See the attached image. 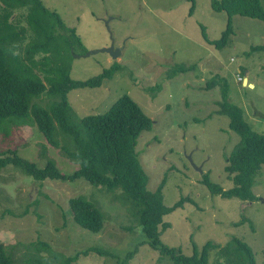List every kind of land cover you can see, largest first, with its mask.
Returning <instances> with one entry per match:
<instances>
[{
  "label": "rangeland",
  "instance_id": "rangeland-1",
  "mask_svg": "<svg viewBox=\"0 0 264 264\" xmlns=\"http://www.w3.org/2000/svg\"><path fill=\"white\" fill-rule=\"evenodd\" d=\"M42 1L67 27L75 29L82 43L71 50L72 79L84 80L114 62L120 64L112 79L101 86L67 93L75 115L103 113L127 94L153 122L149 130L140 133L135 145L147 175V189L154 190L165 177L163 203L169 207L186 198L163 216L168 226L158 227L161 241L179 246L189 255L192 242L200 250L208 240L222 245L237 236L251 247L256 264H264V164L253 178L251 189L256 198L252 201L211 194L200 182L201 175L208 172L223 189L232 187L224 166L239 141L228 126V118L216 112L220 85L206 87L208 82L224 79L228 100L243 110L254 131L264 133V51L250 50L264 44V22L232 15L233 32L226 45L217 49L204 40L201 25L210 40H217L228 15L214 11L211 0H194L191 14L189 0ZM260 1L264 8V0ZM110 45L119 51L115 59L100 50ZM91 50L96 52L85 55ZM180 65L192 68L171 73ZM56 100L44 91L32 103L47 107ZM59 139L64 140L62 135ZM7 149H15L38 167L54 160L65 174L77 167L60 150L50 147L34 124L12 127L8 137L1 136L0 155ZM77 195L85 196L102 211L100 231L86 230L74 222L68 200ZM120 195V188L106 190L82 179L35 180L20 168L7 165L0 170V243L11 264H27L32 254L44 264H53L49 254L37 252L39 240L66 256L90 247L102 252L80 255L73 264H120L122 255L133 247L136 252L126 264H175L145 241L141 226ZM213 256L212 251L209 261Z\"/></svg>",
  "mask_w": 264,
  "mask_h": 264
},
{
  "label": "trees",
  "instance_id": "trees-1",
  "mask_svg": "<svg viewBox=\"0 0 264 264\" xmlns=\"http://www.w3.org/2000/svg\"><path fill=\"white\" fill-rule=\"evenodd\" d=\"M189 2L188 14H191L194 0ZM210 5L214 11H225L228 15L226 27L217 40H210L201 25L204 40L217 49L226 45L233 32L232 15L264 22L260 0H211ZM81 44L75 29L67 27L63 18L45 6L42 0H0V137H8L12 127L34 124L50 147L60 150L69 162L77 164L75 170L65 174L57 168L54 160L49 159L43 167H38L19 156L15 149H7L0 155V170L11 164L39 181L82 179L95 186H104L106 190L120 188V198L131 217L141 226L145 241L160 256L175 264H256L251 247L237 236H231L222 245L208 240L200 250L192 242L193 251L189 255L184 254L179 246H168L161 241L158 227L161 225L165 229L168 226L163 222V216L181 206L186 198L181 197L172 206H166L162 196L165 177L154 190L147 189V175L135 145L140 133L149 130L153 122L129 95L120 96L103 113L80 118L75 115L67 101V93L75 88L99 87L112 79L120 67L114 62L95 76L72 79L69 74L71 50L74 45ZM250 50L264 51V44L251 46ZM191 68L180 65L171 73ZM215 84L220 85L221 94L216 112L228 118L229 128L239 136L224 166L233 185L223 189L210 179L208 172L201 175L200 182L211 194L252 201L256 198L251 189L253 178L264 164V133L254 131L244 119L243 110L228 100L226 81L217 78L208 82L206 87ZM44 91L57 100L47 107L32 103ZM59 135L63 136V142ZM68 206L78 226L92 232L101 230L104 216L94 202L77 195L69 198ZM35 248L38 253L49 254L53 264H73L80 255H87L90 251L102 253L99 248L90 247L66 256L40 240ZM212 251L213 260L209 261ZM135 252L136 247H133L124 253L119 263L126 264ZM33 255L27 258V264H44ZM11 263V257L0 243V264Z\"/></svg>",
  "mask_w": 264,
  "mask_h": 264
},
{
  "label": "water",
  "instance_id": "water-1",
  "mask_svg": "<svg viewBox=\"0 0 264 264\" xmlns=\"http://www.w3.org/2000/svg\"><path fill=\"white\" fill-rule=\"evenodd\" d=\"M101 51H105V52H108L110 55H111V57L112 58H116L119 54V51H118V49H114L113 48V46L112 45H110L109 47H104V48H101L100 49ZM94 52H96V51H88V52H86L85 53V55H89V54H93ZM245 81H246V79H244ZM188 159H189V161L192 163V161H191V159H190V156H188L187 157ZM199 172H201V168L198 166V167H196V166H194Z\"/></svg>",
  "mask_w": 264,
  "mask_h": 264
},
{
  "label": "clouds",
  "instance_id": "clouds-1",
  "mask_svg": "<svg viewBox=\"0 0 264 264\" xmlns=\"http://www.w3.org/2000/svg\"><path fill=\"white\" fill-rule=\"evenodd\" d=\"M247 80V79H246Z\"/></svg>",
  "mask_w": 264,
  "mask_h": 264
}]
</instances>
